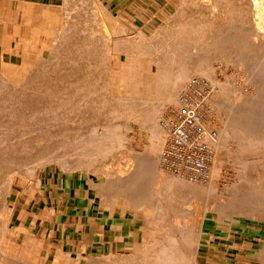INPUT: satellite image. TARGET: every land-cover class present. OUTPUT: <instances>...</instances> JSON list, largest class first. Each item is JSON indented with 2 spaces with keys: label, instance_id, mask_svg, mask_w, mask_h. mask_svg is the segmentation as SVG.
Instances as JSON below:
<instances>
[{
  "label": "rangeland",
  "instance_id": "1",
  "mask_svg": "<svg viewBox=\"0 0 264 264\" xmlns=\"http://www.w3.org/2000/svg\"><path fill=\"white\" fill-rule=\"evenodd\" d=\"M261 1L264 3V0ZM94 11L96 14L93 13ZM200 12V8H194V0H59L58 5L53 7L51 20L45 21L42 25L43 29H48L52 34L55 44L33 56V61L27 64L29 66L25 69L21 67L23 58H18L9 64L10 66L5 65L6 68H0V79L2 82L5 81L4 84L0 82V90H2L0 93H16L19 87L21 95H26L28 92L36 96L46 95L42 103H36L35 111L41 113V118L44 116L49 120L51 130L59 135L57 144L45 151L46 156L43 157H48L45 162L40 163V159L37 161L38 157L27 159L20 163V169H17L19 171L15 175H23L29 181V178H33L40 168L46 166L62 171H86L96 178L98 191L107 196L109 203H115L118 199L124 204L129 203L130 208L134 206L139 209L124 213L126 218L133 215L138 221L135 222L137 226L131 229L133 231L130 232L131 237L126 239L122 249L112 256L88 259L86 264H131L127 256L145 251L148 253L149 243L151 248H154L166 231L175 226V217H179L181 223L188 222L187 220L193 216L192 213H197L200 203L208 202V199L198 202L196 198L189 199L188 196L186 198L187 194L176 184L168 189L164 188V183L161 182L167 177L178 179L176 176L159 173L160 186L151 185L148 179L143 181L146 178L144 175L131 180L137 172V167L140 164L146 166L148 160L144 155L146 151L144 148L149 144V131L144 122L146 117L157 115L158 121L163 112L177 108L176 105L168 108L163 106L157 114L145 113L140 109L121 108L122 103L119 99L122 98L155 97V81L151 78V72L140 75V70L145 65H148L150 70L153 64L156 66L155 61L151 62L154 57L151 52L158 57L156 61L159 65L165 62L170 64L173 59L174 64L171 63L170 66H182L192 50L199 52L211 48L208 42L214 41L215 37L223 40L237 37L234 43H228L229 48L242 50L236 51L227 65L214 63L216 78L221 83L229 85L230 92L235 95L229 96L230 98L225 95L223 109L218 106L215 110L214 104L211 107L212 116L207 122V127L216 131L217 135L220 128L224 129L228 126L230 111L238 112V106L244 99L252 100L257 90L263 89V83H254L251 80L253 76L250 69L256 64L264 65V33L262 30L250 32L252 23L248 14L247 0H240L232 5L230 16L223 27L211 23L206 16L200 17ZM108 16L116 21V32L109 26ZM262 20L264 21V17ZM98 21L104 25L107 35L98 29ZM199 21L206 28L190 31ZM91 31L96 33L92 34ZM226 32L228 34H225ZM55 33L58 35L56 36ZM102 34L104 36H101ZM109 34L113 35V38ZM152 46L156 49L153 50ZM143 47L146 49L140 53ZM255 49H258L259 53ZM91 50L96 52L97 59L94 60L92 54L85 56V52ZM261 55L262 57L259 58ZM11 70L13 73H10ZM8 73L10 76L7 75ZM13 74L14 76H11ZM262 76L264 75L260 77ZM7 77L11 79L7 80ZM108 78L111 79L110 83L106 82ZM190 78L183 83V87ZM30 82L33 84L28 87ZM45 82L49 89L39 87V84ZM212 85L219 90L218 86L213 83ZM180 91L181 88L177 93ZM215 115L218 116L216 125L211 121ZM37 116L35 114L36 121ZM106 124H109L107 128ZM113 126L118 127L126 139L128 138L127 141H130L120 147L117 145L118 148L112 150L107 148L105 135ZM158 128L165 136L159 125ZM230 135L233 136L234 131H231ZM227 145V160L221 167L218 188V193L221 192L220 194L223 195L221 200L225 205L220 206V210L213 208L205 214L200 225L201 237L199 244L197 243L193 264H198L197 256L204 251V245L212 241L220 244L228 243L226 247L220 246L239 252L242 257L245 254L247 259L245 264H264V258L260 254L264 246V222L257 218L260 216L259 213L264 212V150H262L264 145L254 151L257 163L254 162L252 172L258 181L245 185L241 181L240 184L236 181L241 175L233 162L238 159L237 146L233 142H228ZM158 154L155 155V165ZM13 167H15L13 164L5 165L0 159V175L15 170L16 168ZM7 176L9 175H6V178ZM236 182L240 186L237 187ZM232 185L237 188L236 195L238 193L240 196L251 187L256 189L258 212L251 213L255 218L254 216L251 219L247 218L246 214L234 208H230L231 211L225 210L229 199L231 200V196L234 195L231 191L229 194L225 189ZM135 189L134 196L130 192ZM209 202L215 204L216 200Z\"/></svg>",
  "mask_w": 264,
  "mask_h": 264
},
{
  "label": "bare ground",
  "instance_id": "2",
  "mask_svg": "<svg viewBox=\"0 0 264 264\" xmlns=\"http://www.w3.org/2000/svg\"><path fill=\"white\" fill-rule=\"evenodd\" d=\"M238 1L240 0H194V8L201 9V12L199 13L200 17L206 16L211 23L217 24L223 27L226 24L230 16L232 5ZM247 5H248V14L250 15V19L252 23V28L250 29V32L255 33L258 30H262V33H264V21L262 20V18L264 17V3H262L261 0H247ZM93 13H95V11ZM248 14L247 16H249ZM24 16L28 22V20L31 17L30 10L25 9ZM98 16L99 14H97L96 17ZM94 19L95 17L93 18V20ZM107 20H108V24L111 27V29L114 32H116L117 23L114 20V18L112 19L111 16L110 17L108 16ZM197 24L198 25L195 28H192V30L190 31L194 32L198 29L202 30V28H206L205 25H203L201 21H199ZM84 26L85 25H83V28ZM97 27L103 34L107 35L105 27L102 23H100V21H98ZM118 30H120V27ZM81 32L82 31H80V33ZM58 33L57 34L55 33L56 36L58 35ZM82 33H85V32H82ZM95 33L92 32V34H95ZM23 34H24V31H23ZM103 34L101 36H104ZM225 34H228V32H226ZM236 40H237V37H233L231 40H223V39L215 37L214 41L211 40V42H208L209 44H211L210 46L211 48H209L206 51L203 50L199 52H192L193 51L192 50L189 53V56L187 57L186 61L183 63L182 66H178V65L170 66L171 63L174 64L173 59H172V62H170V64L169 62L168 63L165 62V64L159 65V62L156 61L158 57L156 56L155 53L151 52L152 54H154L153 55L154 57L151 62L154 63L155 61L156 66L153 64L150 70L149 66L145 65L144 68H141L140 75L141 74L143 75L146 72H151V78H153L155 81V87H154L155 97L152 99L138 98V97H129V98H122V99L117 98L119 99L120 103H122L121 108L125 110L126 109L128 110L129 109H136V110L140 109V110H143V112L145 113H149V114L156 113L157 114L159 112V109L163 106H165V108H168L169 106H172V105H176V106L178 105L177 90H179V88L181 89L183 88V83L188 78H190V76H202L210 80L216 86H218L219 90H217V97L214 99L213 104H214L215 110H217L218 106L221 107V109H223L225 95H228L229 97L232 95V92H230L229 85H227L226 83H221L216 78L217 71L215 70L214 63L220 62L222 64L227 65V63L230 61L231 57L235 54V52L236 51L240 52L242 50L241 48H238L236 50L233 48H229L228 43H234ZM107 42H109V40ZM48 49L49 48H47V50ZM131 49H133V45H131ZM145 49L144 47L141 48L140 53H143L144 52L143 50ZM152 49L155 50L156 47L152 46ZM28 51L26 50V52L23 54V59H22L23 66L21 67H24V69L27 68V66H29L27 64L33 61V55L31 53H28ZM258 53H259V50H258ZM88 54H92L93 56L92 58L94 60L98 58V55H96V52L94 50L86 51L85 56H87ZM106 55L108 56L107 53ZM261 57L262 55L259 56V58ZM252 67L253 68L250 69V72L253 76L251 80L254 83H261V84L263 83V89L257 90V92L255 93L256 96L252 100L247 101L246 99H244L243 102L239 104L238 106L239 107L238 112L233 111V113H231L230 111L229 122L227 124L228 126H226L224 129H221V128L219 129V134L216 136V138L214 139L212 143L214 152H215L213 167H212L209 179L205 184H200V183L191 184L184 180H181L180 178L169 179L168 177L165 178L164 182L160 181L161 179H160L159 172L157 171V164L155 165V157H156L155 155L158 154L157 152H159L160 150L159 148L162 147V144L164 141L163 137L165 136H163V132H161V130L158 128V125H159L158 123L159 120L157 121L158 116L151 115L149 117H146L147 119L144 122L146 123L147 129L149 131V144L147 145L146 148H144L146 149L144 155L145 157L148 158V160H146V163H147L146 166L140 164L137 167L136 173L142 172L143 174L144 170H147L151 173L154 172L158 175L143 174L146 178L144 179L142 177L140 178H142L143 181L145 179L146 180L148 179L147 181H149L151 185L158 184L160 186L161 183L162 184L164 183L163 184L164 188H167V189L171 185L175 186L176 184L179 189L182 188L184 192L187 194L186 198L188 197L189 199L196 198L198 202L204 199H208V202L200 203V206L197 208V213L196 214L192 213L193 216H191V218L187 220L188 222L183 221V223H181L182 221H180V218L175 217V224L173 222L175 226L166 231L165 235L159 239L158 243L154 246V248H151V245L149 243L148 246L150 248L149 249L150 251L148 253L145 251L146 250L145 249L144 253L143 252L139 254L135 253V254H131L127 256V258L130 259L131 264H193L195 260V255H196L197 243L201 237L200 236V227H201L200 225L203 222V218L205 217V214L208 211L213 210V208L220 210L221 208L220 206L225 205V203L222 202L221 200L223 195L220 194L221 192L218 193L219 191L218 188H219V181L221 178V175H220V172L222 170L221 167L227 160L226 155L228 154V145H227L228 142H233L237 146L238 150L236 149V151H238L239 153L238 159L233 161L235 166L241 172V175L238 176V179H236V181H239V184L241 181L242 184L245 185V183H253V182L255 183V181L257 180L255 174L252 172L253 170L252 167H253L254 162L257 161V160L255 161L254 151L257 150L258 147H260L262 144L264 145V76H262V78L260 77L261 75H264L263 74L264 65L256 64L255 66H252ZM4 68H6L5 64H4ZM2 70L3 69H1V71ZM10 73H13L12 70L10 71ZM7 75L10 76L9 73ZM11 76H14V74ZM108 77L110 78V75ZM9 79L11 78H8L7 80ZM0 82H2V80ZM4 82L5 81H3L2 84H4ZM106 82L110 83L111 79L107 80ZM31 83L33 84V82H30L28 87H31ZM39 87H43L47 89L50 88L46 82L43 84H39ZM3 90H5V88ZM17 91L18 92L16 93L15 92L14 93H0V159L5 163V165L9 166L13 164V166H15L13 168H16L15 170L13 169L9 173L6 174V175H9L7 176V178L11 177L10 175H13V174L15 175V173H18L19 170L17 169H20L19 168L20 163L27 159H30L32 157H38V159H36L37 161L40 159L41 160L40 163L45 162L46 159H48V157H43V156H46L44 154L45 151L48 150L51 146L56 145L59 139L58 138L59 135L56 132H53L51 130L52 128L50 127V121L47 120L44 116L41 118V113L39 112L36 113L35 111L36 103L37 102L42 103L44 101L43 97L45 98L46 95L39 94L36 96L32 92H28L26 93V95H21V91L19 87ZM232 96H235V95H232ZM165 110H168V109H165ZM35 114L38 115L37 121L35 120L36 119ZM211 121L213 122L214 125H216L218 121V116L215 115L211 119ZM108 125L109 124H106L105 127L106 126L108 127ZM109 130L111 131H109V133L105 135V139H106L105 142H108L107 148L109 147L110 149L113 150V148L115 147L118 148L117 145L120 147V145L122 146L126 142L130 141V140L127 141L128 138L126 139L125 135H123V133L120 132L121 130H119L118 127L113 126V128H109ZM231 131H234L233 136L230 135ZM129 147L128 149H130ZM262 150H264L263 147H262ZM258 157H261V156L258 155ZM31 172L33 173L34 171H31ZM140 175H135V176L133 175L131 180L133 181L134 179L138 178V176ZM159 181L161 183H159ZM236 183L238 184V182ZM239 184L237 185V187L240 186ZM136 189L130 192L131 194L133 193L134 196H135L134 192L136 191ZM233 189L234 191H232ZM236 189L234 185L229 186L228 189H225V191L226 190L229 191V194H231L230 191L232 192V194L234 193V195L231 196V200L229 199V203L227 204V206H225V210H230V208H234V210L236 209L238 211H242V213L247 215V218L250 217L251 219L252 216H254V214L252 215L251 213L258 212V209H256L257 199H258L256 196V189L254 187H251L250 189H247L248 191H246L245 193L243 191L244 194L242 196H240L238 193L236 195V192H235ZM129 196L130 195H128V197ZM215 200H216L215 204L209 202V201L214 202ZM259 214L260 216L257 217L259 218L258 220H261L262 222H264V212H261ZM259 214L257 213V215ZM260 254L264 258V246L261 248Z\"/></svg>",
  "mask_w": 264,
  "mask_h": 264
},
{
  "label": "crops",
  "instance_id": "3",
  "mask_svg": "<svg viewBox=\"0 0 264 264\" xmlns=\"http://www.w3.org/2000/svg\"><path fill=\"white\" fill-rule=\"evenodd\" d=\"M58 1L0 0V68L23 58L26 50L37 56L50 48L54 39L42 25ZM25 9L31 12L28 22ZM140 174L158 175L135 172ZM91 175L49 166L29 181L0 175V264H86L118 253L138 221L124 213L139 209L118 199L109 203ZM226 244H205L198 264H245L246 255L222 248Z\"/></svg>",
  "mask_w": 264,
  "mask_h": 264
},
{
  "label": "built area",
  "instance_id": "4",
  "mask_svg": "<svg viewBox=\"0 0 264 264\" xmlns=\"http://www.w3.org/2000/svg\"><path fill=\"white\" fill-rule=\"evenodd\" d=\"M216 93L208 79L193 76L178 93L177 108L162 113L159 126L165 138L157 159L159 173L191 184L208 181L217 133L206 124L212 116Z\"/></svg>",
  "mask_w": 264,
  "mask_h": 264
}]
</instances>
